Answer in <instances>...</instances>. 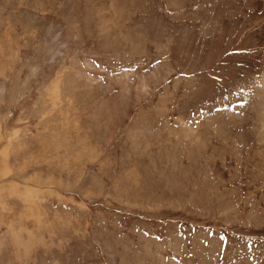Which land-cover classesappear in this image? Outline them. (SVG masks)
Returning a JSON list of instances; mask_svg holds the SVG:
<instances>
[{
  "label": "rangeland",
  "instance_id": "374dc122",
  "mask_svg": "<svg viewBox=\"0 0 264 264\" xmlns=\"http://www.w3.org/2000/svg\"><path fill=\"white\" fill-rule=\"evenodd\" d=\"M0 264H264V0H0Z\"/></svg>",
  "mask_w": 264,
  "mask_h": 264
}]
</instances>
